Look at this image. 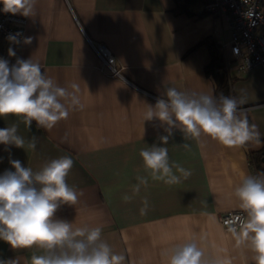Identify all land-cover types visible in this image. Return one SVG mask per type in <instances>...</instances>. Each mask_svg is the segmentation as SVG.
I'll return each mask as SVG.
<instances>
[{
  "label": "crops",
  "instance_id": "obj_1",
  "mask_svg": "<svg viewBox=\"0 0 264 264\" xmlns=\"http://www.w3.org/2000/svg\"><path fill=\"white\" fill-rule=\"evenodd\" d=\"M211 1L177 13L175 0H36L33 17L16 14L25 19L22 33L32 36V43L0 38V56L11 64L17 58L39 61L61 87L77 83L83 104L51 129H38L33 121L29 132L18 117L0 118V128L17 124L26 141L38 138L35 149L27 143L25 149L12 147V158L37 171L53 158L71 156L66 180L82 195L57 215L74 227L101 226L102 238L125 256L124 264H168L162 251L191 239L206 258L255 264L254 253L237 245L220 217L240 211L234 189L243 175H264V142L227 147L203 134L199 140L183 138L177 130L166 145L169 158L191 175L174 185L149 179L139 193L132 192L136 177L148 175L141 149L159 144L163 132L158 121L143 123L148 104L154 106L167 87L214 95L215 81L204 71L211 45L221 53L231 97L244 101L242 114L264 140V67L237 70L238 60L224 45L231 39L230 26L225 17L205 10ZM92 44L108 48L119 76L111 75ZM10 47L16 56L8 55ZM252 154L261 156L259 168ZM0 156L2 172L11 167L2 145ZM125 195L131 199L125 201ZM41 251L12 249L0 241V256L19 258L21 264H30Z\"/></svg>",
  "mask_w": 264,
  "mask_h": 264
},
{
  "label": "clouds",
  "instance_id": "obj_2",
  "mask_svg": "<svg viewBox=\"0 0 264 264\" xmlns=\"http://www.w3.org/2000/svg\"><path fill=\"white\" fill-rule=\"evenodd\" d=\"M0 4L3 6L0 11L6 13L35 15L36 0H0ZM253 15L252 9L246 13L249 19ZM6 39L17 45L21 42L30 45L33 41L32 36H24L22 32L9 34ZM8 55L16 56L11 47ZM79 92L77 83L67 87L58 85L32 57L17 58L11 65L0 57V118L18 117L29 132L33 121L38 129H51L61 119L68 118L70 109L82 108ZM243 103L222 94L216 97L167 87L154 106L148 104L143 116L144 124L158 121L163 132L158 136L159 144L154 142L139 153L148 175L136 177L133 194L146 187L149 179L174 185L191 175L169 158L166 145L177 130L183 138L199 140L203 134L227 147H242L250 142L261 145L264 140L257 125L250 124L241 112ZM37 139L33 135L26 141L18 133L17 124L0 128V145L8 153L11 165L0 172V241L12 249L34 246L41 249L40 254L30 257V264H124L125 256L114 252L102 238L101 226L74 227L72 221L57 215L62 206H74L82 195L66 180L74 164L71 156L53 158L37 171L12 158V147L25 149L27 143L35 149ZM183 147L188 149L190 145L184 143ZM3 160L0 156V163ZM234 196L240 211L229 214L224 226L237 245H247L254 253L255 264H264V175H243ZM130 199L124 196L125 201ZM161 255L168 264H231L228 259L206 258L195 239L165 249ZM0 264H21V261L0 256Z\"/></svg>",
  "mask_w": 264,
  "mask_h": 264
},
{
  "label": "built area",
  "instance_id": "obj_3",
  "mask_svg": "<svg viewBox=\"0 0 264 264\" xmlns=\"http://www.w3.org/2000/svg\"><path fill=\"white\" fill-rule=\"evenodd\" d=\"M2 7V4H0V8ZM249 9L254 12L251 19L246 16ZM205 10L212 14L221 15L228 21L231 29V39L224 45L229 48L232 57L238 60L237 70L239 72L255 66L264 67L263 0H249L248 3H245V0H212L205 5ZM252 21H255L254 25ZM24 24V18L0 11V38L6 39L9 34L22 32ZM92 47L111 75L119 76L115 57L108 48L104 44H92ZM9 64L11 65L10 61ZM233 212L238 213L239 211ZM233 212L225 213L220 217L224 228V220Z\"/></svg>",
  "mask_w": 264,
  "mask_h": 264
},
{
  "label": "trees",
  "instance_id": "obj_4",
  "mask_svg": "<svg viewBox=\"0 0 264 264\" xmlns=\"http://www.w3.org/2000/svg\"><path fill=\"white\" fill-rule=\"evenodd\" d=\"M208 0H175L176 8L175 11L187 12V8L192 4L205 3ZM217 47V46H216ZM222 57L218 48H213L211 45V57L208 64L204 67L205 73L212 77L215 81V91L214 96L219 97L221 94L231 97V85L228 80H226L222 73ZM257 167L259 168L260 157L257 154H252Z\"/></svg>",
  "mask_w": 264,
  "mask_h": 264
}]
</instances>
